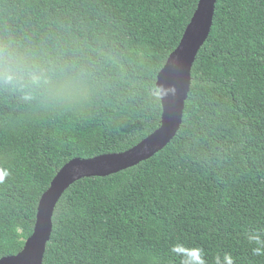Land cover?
<instances>
[{
  "label": "trees",
  "instance_id": "obj_1",
  "mask_svg": "<svg viewBox=\"0 0 264 264\" xmlns=\"http://www.w3.org/2000/svg\"><path fill=\"white\" fill-rule=\"evenodd\" d=\"M198 2L0 0V47L47 78L0 83V259L23 250L66 163L124 152L161 125L158 74ZM250 232L264 238V0H217L176 136L73 183L42 264H182L177 244L206 264H264Z\"/></svg>",
  "mask_w": 264,
  "mask_h": 264
},
{
  "label": "water",
  "instance_id": "obj_2",
  "mask_svg": "<svg viewBox=\"0 0 264 264\" xmlns=\"http://www.w3.org/2000/svg\"><path fill=\"white\" fill-rule=\"evenodd\" d=\"M217 0H199L177 48L158 74L162 101V123L132 148L93 158H74L66 163L43 193L38 205L33 234L17 255L0 259V264H42L53 230L55 207L76 181L85 177H105L136 166L163 150L176 136L182 121L192 81V68L213 26Z\"/></svg>",
  "mask_w": 264,
  "mask_h": 264
},
{
  "label": "clouds",
  "instance_id": "obj_3",
  "mask_svg": "<svg viewBox=\"0 0 264 264\" xmlns=\"http://www.w3.org/2000/svg\"><path fill=\"white\" fill-rule=\"evenodd\" d=\"M41 80L47 82L44 71L31 63L25 54L0 47V83L23 87L28 83L39 84ZM73 86L72 84L65 85L69 88ZM8 175L7 170L0 168V183H3ZM247 239L251 244L256 245L253 248L255 255L264 254V238L258 233L250 232ZM172 251L182 253L186 257L182 260V264H206L201 249H186L183 245L177 244L173 246ZM224 259L226 264H233L229 255H225ZM217 264H220L219 258H217Z\"/></svg>",
  "mask_w": 264,
  "mask_h": 264
}]
</instances>
